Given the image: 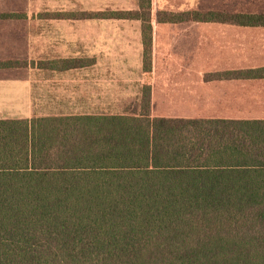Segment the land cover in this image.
Here are the masks:
<instances>
[{
    "label": "trees",
    "instance_id": "16d2710c",
    "mask_svg": "<svg viewBox=\"0 0 264 264\" xmlns=\"http://www.w3.org/2000/svg\"><path fill=\"white\" fill-rule=\"evenodd\" d=\"M257 1L109 16L140 21L149 72L152 22L260 30ZM151 95L130 115L0 121V264H264V120L167 116Z\"/></svg>",
    "mask_w": 264,
    "mask_h": 264
},
{
    "label": "crops",
    "instance_id": "0c3cea01",
    "mask_svg": "<svg viewBox=\"0 0 264 264\" xmlns=\"http://www.w3.org/2000/svg\"><path fill=\"white\" fill-rule=\"evenodd\" d=\"M16 11L0 4V14ZM20 12L27 13V10ZM77 23L86 24L75 20L0 19V63L13 62L16 65L12 68L0 67V121L124 115L119 108H123L131 98H137L139 103L145 85L151 89L154 108L171 109L164 114L167 116L264 120V64L253 66L243 60H239L238 64L235 58L231 59V56L251 57L254 52L259 54L260 63H264V29H240L218 23L168 25L152 22V52L158 39L161 46L166 44L165 55L173 58L178 50L167 37L179 36V40H190L186 45L190 51L180 48L181 56L178 58L185 59L188 54L192 58L183 63L184 66L165 68L167 75L162 80H156V67L143 72L141 23L136 20L89 22L100 28L99 31H91L94 37L101 40L99 56L94 58L97 61L95 67L54 71L28 65L30 45L35 39L45 35H74V30L68 29L74 28ZM188 25L199 27L197 34L184 30ZM219 40L224 41L219 46V55L210 56V48ZM228 43L233 44V54L230 48L224 47ZM203 55H207L208 59H203ZM60 58L73 59L51 57ZM193 63L196 66H192ZM211 63L215 66L210 67ZM186 74L196 79V85L202 87L203 92L199 94L196 91L190 101L175 102L167 89L179 88ZM81 82L84 83L83 90L78 89L77 84ZM87 100L91 108L107 110L87 113Z\"/></svg>",
    "mask_w": 264,
    "mask_h": 264
},
{
    "label": "rangeland",
    "instance_id": "374dc122",
    "mask_svg": "<svg viewBox=\"0 0 264 264\" xmlns=\"http://www.w3.org/2000/svg\"><path fill=\"white\" fill-rule=\"evenodd\" d=\"M227 3L234 2L235 0H224ZM224 1L222 0H151V13L155 16L159 13L160 18L164 19L168 15H175L176 13L186 11L192 8H203L206 6H221ZM264 7V0L255 2L254 4H248L249 7L258 6ZM0 4H5L11 7L12 13H2L0 15H12L16 19H35V20H75L86 22V24L77 23L74 28L68 30H74L75 34L67 37L63 36H46L34 40V44L30 46L31 51L29 52V59L27 60L29 66H35L36 63L49 62L60 59H51V57H69L73 59H81L91 62V65L87 67H95L96 57L100 53V38H96L93 35L94 31H99L100 28H95V24H89L90 21L96 20H122L109 16L110 13H122V12H135L138 10L137 0H0ZM228 9V7H225ZM27 10V13L20 12ZM103 15V16H102ZM13 18V19H15ZM184 30L194 31L192 34H197L199 27L196 25L187 26ZM47 30V28L45 29ZM176 31H181L180 28H174ZM93 31V32H91ZM191 34V33H189ZM185 37V36H184ZM169 43H173L177 48V53L174 54L173 58L165 55V45L161 46L160 41L156 39V45L154 52L150 54V60L152 67H156L155 74L157 75L156 80L164 79L165 68H176L184 66L192 58V55H185V59L178 58L180 55V48H184V51L189 52V46H186L187 41L190 40H179V36L167 37ZM174 39V40H173ZM185 41V42H184ZM193 41V40H192ZM167 42V41H166ZM224 41L219 40L213 47L210 48V56L219 55V46ZM185 46V47H184ZM233 44L228 43L224 47L230 48V53L233 54L235 51L232 49ZM163 48V49H162ZM203 59H208L207 55L202 56ZM211 58V57H210ZM236 59L239 64V60L249 62L253 66H258L264 63H260L259 54H251V57L247 55L242 59L240 56L232 57ZM141 59V57H140ZM211 61V59H209ZM212 61H215L212 59ZM262 61V60H261ZM105 63V61H103ZM199 62V61H198ZM197 64V61H196ZM218 65V64H217ZM216 65V66H217ZM189 66V65H187ZM192 66H196L195 63ZM215 63H211L210 67H214ZM141 67H143V57L141 59ZM82 78V77H81ZM88 78V76H87ZM196 80V79H195ZM193 76L187 74L181 79L179 88L167 89L170 93L171 99L175 102H187L190 98L197 93L203 92L202 87L197 86ZM197 82V81H196ZM78 89H84V83L81 82ZM88 90L89 85L87 84ZM168 86H166L167 88ZM137 98H131L124 103L123 108H119L120 111L124 112V115H130L136 111L138 101ZM99 103V102H98ZM164 113H169L170 109L163 108ZM47 110V109H43ZM70 110V109H67ZM82 110V109H80ZM107 109H98L92 106L87 100V113L89 112H104ZM113 110V109H111Z\"/></svg>",
    "mask_w": 264,
    "mask_h": 264
}]
</instances>
